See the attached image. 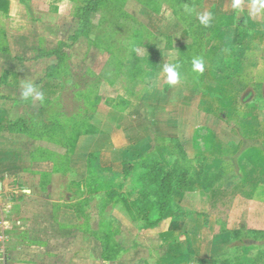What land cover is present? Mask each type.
<instances>
[{
	"label": "rangeland",
	"instance_id": "1",
	"mask_svg": "<svg viewBox=\"0 0 264 264\" xmlns=\"http://www.w3.org/2000/svg\"><path fill=\"white\" fill-rule=\"evenodd\" d=\"M83 1L61 0L60 6L46 11L43 26L34 24L28 32L26 24L23 26V32L34 36L22 40L27 51L8 53L11 56L5 55L6 59L0 54V155L7 159L4 168L15 169L13 163L21 158L18 148L28 144L36 161L22 173L28 188L43 196L46 189L51 190L56 200L48 213L35 217L31 239L52 225L51 234L61 235L52 240V251L66 256L76 253L78 264L85 255L91 264H181L186 256L189 264H224L225 257L238 260L244 253L254 264H264L261 22L245 21L242 6V12L234 15L233 0H102L91 14L89 31L72 38L81 27L76 9ZM220 3L230 11L228 20L223 14L213 15ZM186 7L192 11H185ZM204 13L215 16L216 27L204 43L201 57L206 81L199 86L188 81L197 73L188 66L195 57L196 38L187 26ZM262 14L258 16L263 21ZM239 19L249 30L232 38L223 28L236 26ZM36 33L43 37L36 39ZM11 40L18 42L12 36ZM6 42L0 41L2 52L7 50ZM59 48L60 58H37L41 50ZM170 62L180 63L181 78L176 85H169L162 71ZM231 64H238L235 72ZM216 66L226 71H217ZM25 82L43 93V101L32 103L22 98ZM148 91L152 92L150 98H142ZM137 101L142 102L148 117L151 108L155 109L152 118L156 121L150 123L154 150L133 144L126 148L129 157L123 156V148H115L108 154L103 151L100 158L93 152L108 147L106 135L96 136L93 142L83 140L78 146L84 134L76 136L77 131L93 129L97 134L104 128L111 130L120 119L117 110ZM44 118L52 119L50 130ZM72 139L75 144L65 147ZM124 144L119 137L118 145ZM148 157L173 172L176 179L185 174L188 181L175 190L174 204L156 229L143 228L146 222L140 218L137 203L138 179L145 172L142 162ZM198 157L206 158L207 192L201 183L205 173L199 175L201 167L194 162ZM126 159L136 168L125 178L122 163ZM16 183L8 184L10 190L3 193L6 198L18 190ZM16 199L22 201L23 197ZM16 219L25 231L12 235L23 243L26 225L33 221L15 215ZM1 225L0 255L4 260L12 251L6 231L14 226ZM214 239L220 241L219 257L210 247ZM104 247L119 261H103Z\"/></svg>",
	"mask_w": 264,
	"mask_h": 264
},
{
	"label": "crops",
	"instance_id": "2",
	"mask_svg": "<svg viewBox=\"0 0 264 264\" xmlns=\"http://www.w3.org/2000/svg\"><path fill=\"white\" fill-rule=\"evenodd\" d=\"M251 2L252 0H241V6L244 8L243 10L244 17L242 18L245 21L250 22V23L261 22L260 29L264 37V20L262 21V17L259 18L258 14L252 15L251 7H250ZM60 5H61V0H3L2 6L4 8L2 9L0 6V41L1 43H4L7 41L6 44L8 43V45L6 47L7 48L6 52H2L0 50V54H2V56H4V58L6 59L5 55L11 56L8 53L10 54L16 53L18 50L27 51L26 45L24 47L21 43H22V40L28 41L29 39H31L32 35L30 36V34L23 32L25 31L23 30L25 29L23 26L26 24L27 32L30 30L32 26H34V24H36V27H38L39 24L43 26V23H44L43 16L44 14H46V11L48 12L50 8H52L53 6L58 7ZM227 8H228L227 6L224 7V3H220L219 5L215 6L216 13L213 15L223 14V16H225L224 17L225 20H228L229 15H227L228 14L227 12H230V11ZM239 9H235L234 15H238L237 11L239 12L242 10V9L240 10ZM210 17H211L210 21L212 22V30H213L216 27L215 16L210 15ZM243 19H239L238 21H236V26L235 24L234 25L229 24L228 26L223 28V30L231 34V37L232 36H237V37L244 36V32H245L244 29L245 30H249V29L245 27V23H244L245 21L241 23ZM11 36L13 38L18 39V42L17 43L14 41L12 42ZM39 37H43V35H39V33H36V39H39ZM32 38H34V36ZM218 56L219 55L217 53L216 57ZM237 61L238 59H236V62ZM19 62L23 63L24 61H19ZM237 65L231 64V67L233 68L232 70L233 72L236 71L237 68H235V66ZM216 70L220 72L226 71L223 69V67L218 68V66H216ZM240 70H241V67L238 71ZM203 74L204 76L201 81L197 79H194V80L188 79V81L197 83L199 86H202L204 82L206 81V70L203 72ZM154 92L158 93V89L154 88ZM151 93L152 92L148 91V93L142 95V98L143 96H145V98H148V97L150 98ZM143 110H144V107H142V102L140 101H137V104L131 102L127 108L118 109L117 112L120 115V117L118 115V118L120 119L119 121L117 119L115 123L111 125L112 126L111 130H107L104 128L100 130L101 132L97 134L96 133L84 134L79 138L78 146L79 144L81 145L84 141L93 142L94 140H96V136L106 135L107 137L105 141L108 147L104 150L103 148H100V149L97 148V150L93 152V153H96L95 155L100 156V158L101 156H103V151L107 152L108 154V151L110 149H115V148H118V150H122L123 148L124 150L123 156L129 157L130 152L126 148L127 146H130L133 144L139 145L141 149L150 150V151L154 150V146L156 148V145L153 144L155 137L151 131L152 128L150 126V123L154 125V122L156 121V118H155V121H154V118H152V115L155 114V111H154L155 109L151 108L152 113L150 117H148L146 112H144ZM119 137H121L122 140L126 141V146L125 144L118 145ZM248 149H250V147ZM33 151L34 149L29 148L28 144L24 145L23 147L20 146L18 148V154H20L21 158L20 160H17V163H13L15 169L14 168H4L7 166V159H5L3 155H0V165L2 167L0 169V179L1 178L4 179V180H0V231L2 230V227H3L1 223L4 224V228H10L9 227L10 223H11V226L12 225L14 226L12 227V229L6 231L8 235H10L6 243H7V246L8 245L10 246V249L12 251L10 252L9 256L5 257L4 260H3V257H1L0 255V264H78L80 261L79 260L77 261V259H75L76 253H73V255L70 254L66 256L58 252L54 253L52 251L53 249L52 240L57 239L58 236H61L60 233L58 232L53 235L51 234L52 225H50L51 226L50 229H45L44 231H42L43 233H38L39 235L38 237H36V239L34 238H33L34 240L31 239L33 237L31 234L34 233V231H32L33 226L37 225L35 217L39 215L43 216V213H48V210L51 209L54 201H56L53 198L54 195L52 194L51 190L46 189L44 192L45 195L43 196L41 194L42 192L39 193L38 191L28 188L30 187L29 183L26 182V180L28 179H24L22 173L25 170H29V167L32 165V163L36 162L34 158L32 159ZM23 153H24V156H23ZM30 155H31V158H30ZM128 159H126V161ZM205 161H206V158H203V157L202 158L198 157L194 161L196 163L199 162V166L201 167V173H205V175L202 176V180H201V183L204 189L206 188V185L209 182V180L206 178L207 172H206V167H205L206 165ZM207 175H210L211 177L213 174L208 173ZM13 181L18 182V185L17 183L15 184V187H17L18 190L13 191L9 195H7V198H6L5 195H3V193L5 192L6 194V192L10 190L9 185ZM22 182H24L25 186H22ZM198 182L200 181L198 180L196 183ZM208 187L210 188V186ZM19 188H22L23 190L21 191L19 190ZM203 191L207 192L206 189ZM20 196L23 197L22 201H19L16 199V198H19ZM15 215L19 216L21 220L23 218L25 219V217L28 219L32 218L31 221H33L32 222L33 225L32 223L31 224L28 223V225H26V227L28 226V231L25 232L27 236L26 240L28 239V241L25 240L26 242L23 241L22 243L18 241L14 237V235H12V233L15 231L17 232L25 231L23 227L17 224V219L14 220ZM163 221L160 223V225L163 223ZM39 222H41V220H39ZM49 224L50 223H48V225ZM29 231H31L30 234H29ZM184 240L188 241L187 237H184ZM219 242H220L219 240L216 241L214 239L213 245L210 246L212 252L214 251L215 256L217 257L221 255V250L218 247V245L220 244ZM184 254L185 253H182L183 256ZM186 255L187 254H185V256ZM101 258L103 261L108 262V259L104 258V256L101 255ZM183 259L184 260L181 264H189L188 262L189 259H187V256L186 258L183 257ZM209 259L210 257H207V260ZM223 260H224V264H254L253 259L250 256H247L246 253H244L243 256L238 257V260L236 258L231 259V257L230 258L225 257V259ZM109 261L118 262L119 259L112 260V261L109 260ZM81 264H91V259L88 258L87 255H85L84 261Z\"/></svg>",
	"mask_w": 264,
	"mask_h": 264
},
{
	"label": "trees",
	"instance_id": "3",
	"mask_svg": "<svg viewBox=\"0 0 264 264\" xmlns=\"http://www.w3.org/2000/svg\"><path fill=\"white\" fill-rule=\"evenodd\" d=\"M2 1L3 0H0V6L3 9L4 7L2 6ZM100 1L102 0H85L82 2L79 8L76 9L81 21V27L77 34L74 35L72 38H76L77 36H79V34H82L84 31H89L91 23V14L94 10H97L100 5ZM188 24L189 25L187 26V28L189 29V33L191 34V36H194L196 38L194 46V56L201 57V55L205 53L204 43L205 40H207L206 37H208L209 33L212 31V22L210 21V24L205 27L204 25L200 24L198 18H193L188 22ZM61 54V48L56 51L50 52H45L41 50L37 58H48L55 55L60 58ZM188 66L190 68L189 70L194 72L192 70V66ZM59 67L61 66L59 65ZM203 76L204 74L197 73V77H195V79L201 81L203 79ZM46 120L44 118V125L50 130V120L51 124H53V121L52 119ZM94 132L95 131L93 129L89 131H77L76 136L80 133L89 134ZM47 133L50 132L48 131ZM71 144H75V139H72L71 143L66 142L64 146L70 147L72 146ZM93 156L94 155H91L92 158ZM142 163L145 167V172L138 179L140 188L139 197L137 200V203L140 208L139 215L140 218L146 222L143 227L144 229H154L160 225V223L164 220L166 213L172 208L174 204L175 190L181 187V185L186 184L188 181L187 176H185V174H182L181 177L176 179L173 172L166 169L153 157L144 158ZM122 165V175L125 178L128 177L131 172L136 168V165L129 160L124 161ZM103 170L111 171L112 167H104ZM199 175H201V170L199 172ZM107 248L104 247V258L111 261L117 260L118 257H116L115 255L113 256Z\"/></svg>",
	"mask_w": 264,
	"mask_h": 264
},
{
	"label": "clouds",
	"instance_id": "4",
	"mask_svg": "<svg viewBox=\"0 0 264 264\" xmlns=\"http://www.w3.org/2000/svg\"><path fill=\"white\" fill-rule=\"evenodd\" d=\"M241 7V0H233V8L239 9ZM251 13L253 15H257L260 13H264V0H252L251 2ZM185 11H192L190 7H186ZM198 19L200 24L207 27L210 24V14L204 13V14H198ZM172 60H175V56H171ZM192 64V70L194 72L203 74L205 71V63L204 60L200 57H194L191 61ZM180 68V63H167L163 67V73L166 74L167 83L169 85H176L180 78L181 74L178 71ZM22 92L21 96L25 101H30L32 103H35L36 101H43V93L38 90V88L31 82H25L22 85Z\"/></svg>",
	"mask_w": 264,
	"mask_h": 264
}]
</instances>
